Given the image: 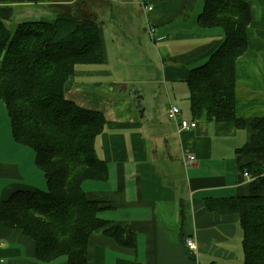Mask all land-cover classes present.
Returning <instances> with one entry per match:
<instances>
[{"label": "crops", "instance_id": "0c3cea01", "mask_svg": "<svg viewBox=\"0 0 264 264\" xmlns=\"http://www.w3.org/2000/svg\"><path fill=\"white\" fill-rule=\"evenodd\" d=\"M246 1L252 21L247 50L236 63V114L247 124L239 129L232 122L197 121L198 127L191 131L179 128L181 121H193L181 110L184 104L189 106L190 71L203 65L224 39L220 28L198 24L204 0H148L151 11L143 0L0 3V20L7 26L54 24L58 14H65L91 19L99 27L104 62L76 66L65 88L66 98L107 120L96 147L107 163L108 180L87 181L83 189L90 201L105 205L102 219L134 234V245L120 246L103 230L96 231L89 239V264L243 263L239 217L209 212L205 203L249 195L251 178L243 168L249 163L264 166V156L238 152L254 133L251 118L264 114V0ZM145 42L150 49L136 58V44ZM134 62L144 66L138 72L147 88L157 89L151 96L154 103L142 116L134 95L133 82L139 80L131 74ZM151 62L156 64V76L151 75ZM105 85L117 91L102 90ZM141 94L145 102L146 95ZM171 107L179 109L177 118L171 116ZM1 108L0 202L18 191L47 189L35 154L15 141L4 102ZM191 156L196 160L190 161ZM188 240L196 250H189ZM0 264L46 263L36 258L32 239L7 229L0 220ZM52 264L67 261L61 258Z\"/></svg>", "mask_w": 264, "mask_h": 264}, {"label": "trees", "instance_id": "16d2710c", "mask_svg": "<svg viewBox=\"0 0 264 264\" xmlns=\"http://www.w3.org/2000/svg\"><path fill=\"white\" fill-rule=\"evenodd\" d=\"M4 0H0V3ZM252 21L246 0H204L198 24L220 28L224 39L187 81L193 121L232 122L237 117V60L248 47ZM104 62L98 25L91 19L58 14L54 24L25 22L7 26L0 20V102H4L15 141L35 154L47 189L18 191L0 202V220L7 229L32 239L36 258L46 264H89L91 235L103 230L120 246L134 245V234L100 217L102 202L90 201L87 181L105 182L107 163L96 142L107 120L66 98V85L78 65ZM198 123V122H197ZM253 135L238 152L264 156V114L250 120ZM250 193L242 197L208 199L206 209L237 215L243 231L242 264H264V166L249 163Z\"/></svg>", "mask_w": 264, "mask_h": 264}, {"label": "rangeland", "instance_id": "374dc122", "mask_svg": "<svg viewBox=\"0 0 264 264\" xmlns=\"http://www.w3.org/2000/svg\"><path fill=\"white\" fill-rule=\"evenodd\" d=\"M147 42H149V43L151 42L150 43L151 46H153L152 44H154L153 40L151 39L150 35H148V34H147ZM144 49H146V50H149L150 49V47L146 44V42H145L144 46H142L140 44H136V48H134L136 58L142 56L141 53H143L142 50H144ZM149 58L150 57L147 56V59H149ZM132 65H133V67H131L132 77L133 78L136 77V78L139 79V80L133 82L134 88L135 87L136 88L139 87L140 88V92H144V94L146 95V100H145V102H143L144 97L141 94V96H142L141 104H142L143 110H145V107H148L149 104L152 105L154 103L155 99L152 100L153 101V103H152L151 96L154 95V91H157V89H155L154 87L147 88V86H146V84L144 82V79L142 80L141 75H140V73L138 71L141 69V67H144V66H140L139 67V65H140L139 62H134V63H132ZM155 65H156L155 63L151 62V66H152V68H151V70H152L151 75L152 76H156V74H157V67ZM102 90L107 91V92H111V91L112 92L113 91L116 92L117 91V90H115V89H113L111 87H108L106 85L104 86V88H102ZM119 91H121V90H119ZM119 95H121V94L119 93ZM181 110L183 111L184 117H186V118L189 119L190 118V109H189L188 104H184V106H181ZM0 112L2 114L3 108H1ZM148 112H149V109H148ZM148 116H149V114L147 115V117ZM29 152H30V154L32 156H34V153L31 150H29Z\"/></svg>", "mask_w": 264, "mask_h": 264}, {"label": "built area", "instance_id": "2783aa9c", "mask_svg": "<svg viewBox=\"0 0 264 264\" xmlns=\"http://www.w3.org/2000/svg\"><path fill=\"white\" fill-rule=\"evenodd\" d=\"M144 2V5H145V8L149 11L152 10L151 6L149 5L148 3V0H143ZM170 114L172 117L174 118H177L179 115H180V111L177 107H171L170 109ZM198 127V123L197 121H181L180 124H179V128L182 130V131H191V130H194ZM190 161H195L196 158L194 156H191ZM246 177H249V175L246 173L245 174ZM188 248L189 250L193 251V250H196V244L193 243L191 240H188Z\"/></svg>", "mask_w": 264, "mask_h": 264}, {"label": "water", "instance_id": "95a60500", "mask_svg": "<svg viewBox=\"0 0 264 264\" xmlns=\"http://www.w3.org/2000/svg\"><path fill=\"white\" fill-rule=\"evenodd\" d=\"M134 95L137 96V108L140 110V114L141 116L143 115V109H142V104H141V92H140V88L137 87L136 90L134 91Z\"/></svg>", "mask_w": 264, "mask_h": 264}]
</instances>
